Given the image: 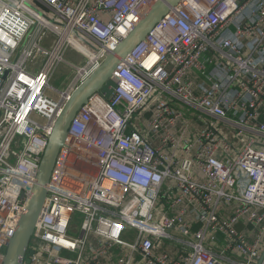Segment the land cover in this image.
Returning a JSON list of instances; mask_svg holds the SVG:
<instances>
[{
	"label": "built area",
	"instance_id": "1",
	"mask_svg": "<svg viewBox=\"0 0 264 264\" xmlns=\"http://www.w3.org/2000/svg\"><path fill=\"white\" fill-rule=\"evenodd\" d=\"M157 1L0 0V264L64 103ZM113 80L71 123L24 264H258L264 0H180Z\"/></svg>",
	"mask_w": 264,
	"mask_h": 264
},
{
	"label": "water",
	"instance_id": "2",
	"mask_svg": "<svg viewBox=\"0 0 264 264\" xmlns=\"http://www.w3.org/2000/svg\"><path fill=\"white\" fill-rule=\"evenodd\" d=\"M180 0H158L144 13L142 19L112 49L104 61L69 96L58 114L48 144L42 156L37 179L29 194L20 222L13 237L9 240L2 264H24L27 250L36 222L43 207L47 185L60 152L65 144L69 128L79 110L95 94L101 92L110 97L116 88L113 75L123 59L143 42L163 17L177 6ZM32 255L33 251H29ZM30 262V259H27ZM264 263V250L258 264Z\"/></svg>",
	"mask_w": 264,
	"mask_h": 264
},
{
	"label": "rangeland",
	"instance_id": "3",
	"mask_svg": "<svg viewBox=\"0 0 264 264\" xmlns=\"http://www.w3.org/2000/svg\"><path fill=\"white\" fill-rule=\"evenodd\" d=\"M51 41L52 39L49 38L46 41V44H50ZM65 56L67 62L69 63L79 64L82 62V57L78 54L76 50L71 47L66 49ZM72 75L73 69L69 65L65 63H60L56 65L50 77V85L45 90L47 96L53 99H59L60 91L67 87V84L71 79Z\"/></svg>",
	"mask_w": 264,
	"mask_h": 264
}]
</instances>
